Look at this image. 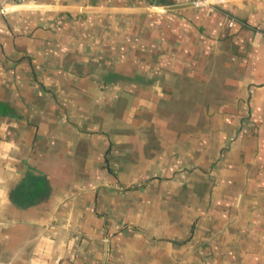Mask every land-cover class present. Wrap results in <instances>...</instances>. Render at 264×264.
<instances>
[{"label": "crops", "instance_id": "0c3cea01", "mask_svg": "<svg viewBox=\"0 0 264 264\" xmlns=\"http://www.w3.org/2000/svg\"><path fill=\"white\" fill-rule=\"evenodd\" d=\"M28 1L0 16V264H264V0Z\"/></svg>", "mask_w": 264, "mask_h": 264}, {"label": "built area", "instance_id": "2783aa9c", "mask_svg": "<svg viewBox=\"0 0 264 264\" xmlns=\"http://www.w3.org/2000/svg\"><path fill=\"white\" fill-rule=\"evenodd\" d=\"M197 1V0H195ZM23 4H29L28 0H0V16L6 14L7 12L15 9V7Z\"/></svg>", "mask_w": 264, "mask_h": 264}, {"label": "water", "instance_id": "95a60500", "mask_svg": "<svg viewBox=\"0 0 264 264\" xmlns=\"http://www.w3.org/2000/svg\"><path fill=\"white\" fill-rule=\"evenodd\" d=\"M34 7H38V6L31 5V4H23V5H19V6L15 7V9L16 8H34Z\"/></svg>", "mask_w": 264, "mask_h": 264}]
</instances>
